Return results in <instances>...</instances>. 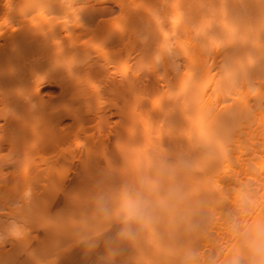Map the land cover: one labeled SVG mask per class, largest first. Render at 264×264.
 <instances>
[{
	"label": "bare ground",
	"instance_id": "6f19581e",
	"mask_svg": "<svg viewBox=\"0 0 264 264\" xmlns=\"http://www.w3.org/2000/svg\"><path fill=\"white\" fill-rule=\"evenodd\" d=\"M144 179L161 181L155 198L170 201V180L175 200L205 206L190 232L182 218L185 253L160 264H203L226 246L216 264H253L244 233L264 223V0H0V264H33L24 219L46 203Z\"/></svg>",
	"mask_w": 264,
	"mask_h": 264
},
{
	"label": "rangeland",
	"instance_id": "374dc122",
	"mask_svg": "<svg viewBox=\"0 0 264 264\" xmlns=\"http://www.w3.org/2000/svg\"><path fill=\"white\" fill-rule=\"evenodd\" d=\"M156 6L157 5H155V7H154L155 9H156ZM181 6H183V5H181ZM181 6H180V8H184V11H182V12H185L187 14L189 11L186 12L185 10H188L189 4H186L184 7H181ZM181 10H183V9H181ZM52 90L53 89H51L48 86L41 87V93H43V92L46 93V92L52 91ZM197 133H198V128H197ZM197 136H198V134H197ZM197 143H198L197 144V160H198L201 157V155L203 158L204 157L203 155L205 153L203 150H201L202 149L201 143H199V142H197ZM198 145H200V146H198ZM201 152H203V154H201ZM199 165L197 164V167H198L197 171L201 172ZM155 177L156 176H154V178ZM148 178H150V177H148ZM159 178H161V177H159ZM167 181H168V183L166 184ZM167 181L165 180V184H164V180H163V185L169 186V189H170V185H171V189H170V191H168L172 195V196L170 195V197H171L170 201L167 200L166 197H164V196H166V195H164L165 194L164 191L162 192V194L163 193L164 194L159 196V194L161 192L160 190H159V194L156 195V198L153 197L154 191L150 187L152 186V188H154L156 185L161 184L160 183L161 181L156 180L150 184L149 181H147V179H144L142 182L143 185L141 186V189L143 191L138 189V187H137V191L132 190L133 188L130 187L132 185H126V187L124 184H114L115 186L114 185L108 186L109 189H107V188L105 189L106 190L105 195L107 196V198H105V199H107V200H104V201L101 198L102 197L101 194H103L105 191L104 188H103L104 191L101 190V192H102L101 194H99V192H98V190L100 188H97L95 190L93 188L87 189L86 190L87 196H86V194H84V197L81 196V198H77L79 201L72 199L70 201H67L68 202L67 203L66 201L59 202L58 198H55L56 201L54 200L52 202H48V204L46 203V205H45L46 207L42 206L45 209H42V207H41L42 213L39 210L36 215H34V216L30 215L31 218L28 215L24 219V220H26L27 224H26V228H25L26 229V232H25L26 238H25V243H24L25 245L23 248L25 250V251H23L24 252L23 253V259L27 258L28 254L31 256L32 250L34 253V254L32 253L34 260L31 259V261H32L31 263H33V264H157V262L160 260L159 257L160 258L163 257L160 260L161 262H162V260H164V262L168 259L170 260L171 256H172L171 259L174 257L177 258L180 255L179 253H181V252H182L181 254H183V252L185 253V249L183 248L182 244L184 245V247L188 246V244H189V241H186L184 239L185 236L187 235L185 230L190 232V229L188 230L189 226L194 222V220H197V218H198L197 214L198 213L200 214L199 211L201 210V207L205 208V206L204 205L201 206L200 204H199L200 206L197 205L196 201H194V200H187L186 199V200H182V203L178 202L181 200H178V199H177L178 201L175 200L174 196H173V192H172V190H174V189H172L174 187V183L171 184L170 180H167ZM150 182H151V180H150ZM144 186H145V188L143 189ZM159 186H161V185H159ZM181 186H183V185H181ZM122 187H124L126 189H124ZM158 188H157V191H158ZM197 188H199L198 185H197ZM165 189L163 188V190H165ZM108 190H109V192H108ZM94 191H96V192L94 193ZM145 191H146V193H145ZM186 192L188 195V191H186ZM193 192L196 193L197 190L193 191ZM193 192L191 190L190 194ZM109 193H110V196L108 197ZM57 194H58L57 196L60 197V194L59 193H57ZM155 194H156V191H155ZM93 196H94V198H93ZM82 197H83V199H82ZM136 198L138 200L139 199L142 200L145 203V205L147 206V211H146L145 215L143 216V218H140V219L139 218H133V217L131 218L128 215L127 209H126L128 207L129 199H136ZM165 198H166V200H165ZM59 199L62 200L61 198H59ZM168 199H169V197H168ZM171 200H173L175 202H173ZM90 201H91V203H90ZM150 201H152L151 202L152 204L150 203ZM79 202H80V204H79ZM81 202H82V204H81ZM102 202H104V203H102ZM169 202H171V203H169ZM185 202L188 203L189 205L185 204ZM190 202H193V205L196 204L197 206L196 205L191 206ZM157 203H158V206H157ZM115 204H117V205H115ZM176 204H177V206H176ZM181 204H183V205H181ZM121 205L123 206V210L120 211L119 206H121ZM122 206H121V208H122ZM198 206L200 208H198ZM97 207H98V209H100V212H97V211H99L96 209ZM107 209H108L109 214L111 212L110 209L113 212V215L111 212L110 217L107 216L108 218H106V212H107L106 210ZM82 212H84V215ZM43 213H44V215H42ZM97 213H99L100 216L104 215L103 217H105V219H103L99 216L102 221L98 220L99 222H96L97 220H95V219L99 218ZM77 214H79V215H77ZM109 214H107V215H109ZM199 214H198V216H199ZM179 215H180V218H179ZM42 216L44 218H42ZM45 216L47 217V219L45 218ZM117 216H118V218H117ZM32 217L34 218L35 221H33ZM58 217L61 220H59ZM87 218H89V219H87ZM182 218L185 220V222L188 221L187 222L188 226L185 224H182V223H184ZM31 219L33 222L31 221ZM49 219L51 220L52 223H50ZM64 219H66V222L64 221ZM90 219H92V221ZM44 220H46V221H44ZM84 220H85V222H84ZM87 220H88V222H87ZM131 220H133V221H131ZM170 221H172V222H170ZM170 223H172V224H170ZM53 225L55 227L54 231H53ZM65 225H67V227H65ZM76 225H78L79 228H77ZM184 225L187 227V228H185V230H184V227H185ZM37 226H39V227H37ZM57 227L59 229H57ZM69 227H71L72 230L69 229ZM81 227L84 229H81ZM180 227H182V229ZM177 229H180V230H177ZM35 231H36V233H35ZM65 231H67V232H65ZM174 232H177V234L175 233L177 235V237L176 238L174 237V239H176L178 243L175 242V240L172 237H169V235L172 233L174 234ZM184 232H185V234H183ZM189 232H187V233L189 234ZM173 234H172V236H173ZM61 235H63V236H61ZM55 236H57V237H55ZM165 236H167L169 238L168 241L169 240L172 241V239H173L174 242L177 244L178 249L176 248V245L174 244V242H173V246L169 245V244L164 245L166 243H164V244L162 243L163 246L160 245L161 244L160 240L165 239L166 238ZM163 237H165V238H163ZM49 239H50V241H49ZM27 241H28V244H27ZM47 243H53L54 246L51 244H49V246H48V245H46ZM155 243L157 244V247L154 245ZM179 243H180V245H179ZM170 244H172V242ZM44 245L46 247H48L46 250H45L46 247ZM180 246H182L181 247L182 249H180ZM30 248H31V250H30ZM154 249L155 250L157 249V251H154ZM28 250L30 251V253L28 252ZM172 250H174L175 253ZM233 250H234L233 247L226 246L219 253L213 254L212 255L213 258L208 257L207 258L208 260L206 261V263H203V264H216L215 261H216L217 257L223 256L224 253L232 254ZM169 251H171V253H173V255H171L169 253ZM35 252H37L38 257L35 256V254H36ZM167 252H168V256L167 255L164 256V254H166ZM169 255H171V256H169ZM176 255H178V256H176ZM180 256H182V255H180ZM63 257H66V258H63ZM157 259H159V260L157 261ZM27 262H29V264H30L29 260L25 261L24 263L27 264ZM159 262H158V264L161 263V262L160 263ZM164 262H162V263H164Z\"/></svg>",
	"mask_w": 264,
	"mask_h": 264
},
{
	"label": "clouds",
	"instance_id": "9594fccd",
	"mask_svg": "<svg viewBox=\"0 0 264 264\" xmlns=\"http://www.w3.org/2000/svg\"><path fill=\"white\" fill-rule=\"evenodd\" d=\"M146 211L147 206L142 200L129 199L127 213L130 217L143 218ZM230 226L234 232L240 231L235 218L231 219ZM244 236L253 264H264V223H258L251 232H245ZM230 264H241V257L237 255Z\"/></svg>",
	"mask_w": 264,
	"mask_h": 264
},
{
	"label": "snow or ice",
	"instance_id": "6c2138e0",
	"mask_svg": "<svg viewBox=\"0 0 264 264\" xmlns=\"http://www.w3.org/2000/svg\"><path fill=\"white\" fill-rule=\"evenodd\" d=\"M123 71H124V72H126V71H127V69H123Z\"/></svg>",
	"mask_w": 264,
	"mask_h": 264
}]
</instances>
